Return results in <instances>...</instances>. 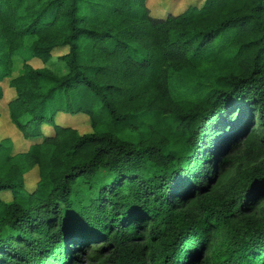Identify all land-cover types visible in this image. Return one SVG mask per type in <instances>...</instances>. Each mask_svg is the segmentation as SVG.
Segmentation results:
<instances>
[{"label":"trees","instance_id":"16d2710c","mask_svg":"<svg viewBox=\"0 0 264 264\" xmlns=\"http://www.w3.org/2000/svg\"><path fill=\"white\" fill-rule=\"evenodd\" d=\"M145 1L0 0V264H264V0Z\"/></svg>","mask_w":264,"mask_h":264},{"label":"rangeland","instance_id":"374dc122","mask_svg":"<svg viewBox=\"0 0 264 264\" xmlns=\"http://www.w3.org/2000/svg\"><path fill=\"white\" fill-rule=\"evenodd\" d=\"M204 0H146L145 6L149 12V15L153 18H165L167 15H178L185 11L188 7L195 6L200 8L203 5ZM67 52V49H55L52 52V58L50 62L43 64L37 59L28 61V64L35 69H48L57 74H63L65 72L63 62L59 59L63 54ZM12 76H17L22 71V61L18 58L13 59ZM8 79L0 82V86L3 90V97L0 100V141L8 139L13 145L14 154H20L27 152L29 146L33 144V141L26 140L22 137L19 130L10 122L7 103L15 98V92L9 87ZM54 122L62 126H70L75 129L80 135L92 133L91 123L86 115H70L68 113L59 112L54 116ZM255 127L257 121L252 122ZM42 132L45 135H50L52 129L48 125L42 126ZM39 142V140H37ZM38 181L37 169L34 168L30 172L24 175V188L28 192H32L35 189ZM0 199L4 203L11 202V195L9 192L0 194ZM92 261L89 258V252L84 251L79 255L77 264H91Z\"/></svg>","mask_w":264,"mask_h":264}]
</instances>
